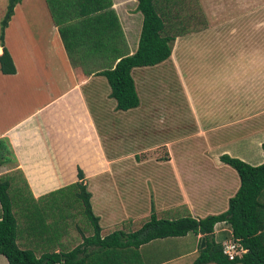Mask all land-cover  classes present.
I'll return each instance as SVG.
<instances>
[{"label": "crops", "instance_id": "0c3cea01", "mask_svg": "<svg viewBox=\"0 0 264 264\" xmlns=\"http://www.w3.org/2000/svg\"><path fill=\"white\" fill-rule=\"evenodd\" d=\"M198 1L202 3L203 0ZM211 1L214 2L209 5L204 1L202 3L206 13L212 15L214 24L212 23L211 29L224 32L227 24L218 23L223 18L218 19L219 13L215 11L217 3L215 0ZM53 2L56 3L57 24L54 22L47 0H22L14 8V14L4 31L2 43L0 39V55L5 48L15 68L14 74H3L0 71V140L9 143L14 156V159L11 157L14 166L8 171L0 164V176L12 172L18 175L19 171L25 179L24 187L29 197L33 202L39 203L43 197L46 199L60 195L64 190H68L64 188L80 182L78 173L81 171L84 177L83 184L93 194L90 199L91 206L99 218L102 236L118 230L125 233L134 232L136 231L134 227L140 223L138 226L140 229L150 215L147 213L143 219L136 216L139 204L137 193L142 192L141 183L149 179L136 175L132 169L133 176L126 182L119 183L117 168H114L112 161L106 158L108 155H105L100 144L103 133L98 123L100 122L101 126L103 123L100 107L97 106L104 98L114 107L116 102L109 97L110 88L106 79L96 73L103 71V64L109 62L115 64L120 57L132 55L136 51L142 24L141 14L136 10L137 1L110 0L109 10L114 12L118 22L117 27L113 19L108 18V22L112 24L109 25L107 21L104 24L105 29L109 30L112 27L115 31L112 50L107 44V36L99 39L95 34L92 35L94 30H101L100 26L91 28L83 24L85 17L78 16L84 11L81 10L79 1L53 0ZM217 2L220 4V1ZM7 3L8 0H0V23ZM259 25H264L262 20ZM62 27L66 28V40L71 49L69 53L59 31ZM117 34L119 36H116ZM185 37L176 38L175 44L180 39L179 42L190 45L192 42L183 40ZM197 42L198 45L206 43L209 47L214 49L221 47L223 50L219 54H212L214 51L210 50L208 53L206 51L207 54H195L192 50L190 55L175 58L171 54L166 61L155 66L163 67L166 63H171L173 65V67L170 65L171 69H174L175 76L179 77L182 94L185 93V107L182 109L184 113L180 116L181 119L191 121L194 129L191 130L190 138L181 140L194 143L206 138L208 146L197 149L195 153L199 157L204 156L208 159L227 155L251 166L260 165L263 162L261 146L264 142V39L231 40L217 38L214 34L213 37ZM96 45L101 47L96 49ZM202 58L205 59V65H202L203 60H200ZM194 75L205 77L203 80H206V83L201 80L195 82ZM133 79L137 91V82L134 77ZM190 83L198 85L202 90L206 84V101L202 106L196 104L195 94L193 95L188 87ZM140 105L141 101L135 109L116 112L120 118L126 115L125 118H128L131 112L140 109ZM173 111V108L164 109L159 116V126L165 128V120L170 121L174 118L176 126L175 123L172 125L177 132L180 129L177 123L179 116L177 111ZM188 112L194 113V118L189 116ZM96 158L103 165H97L98 168L93 171L87 169L86 165H91ZM220 168L218 170L220 175L216 180L210 178L208 174L196 180L195 172L208 173L209 168L194 166L191 162H186L185 167L178 163L170 168L176 197L171 203L167 202L164 207L162 206L161 211L165 209V214L170 215L168 218L170 220L184 215L202 219L225 212L229 199L239 189L240 180L230 166L222 167L220 164ZM184 172L190 175L188 182L183 177ZM20 185L23 186L22 183ZM163 190L166 193L171 192L166 187ZM97 198L100 199L98 202ZM261 200L264 202V193ZM177 209L181 211L177 212ZM13 214L15 216L14 211ZM15 218L16 242L20 249L31 250L37 258L46 251L57 253L53 250L54 245H48L51 237L44 235L37 238L39 236L32 227L30 229L20 227L17 217ZM78 218L81 219L80 216L74 218L76 224L79 222ZM84 222L89 225L93 234L90 224ZM79 227V225L74 229L67 227L65 233L60 235L68 238L73 231L77 234ZM83 227L88 229L87 226ZM61 230H64L63 227ZM229 231L231 232V229L228 225L217 223L214 227L215 241L218 242V235H227ZM92 234L83 233L79 236L82 239V236L89 237ZM192 237L195 238L194 243ZM200 238L201 235L191 233L178 238L191 249L181 253L171 251L170 254H166L165 250L172 248L163 244L176 243L177 238L155 240L137 250L128 248L122 251L126 255L121 261L137 262V255L143 249L160 243L159 248L162 251L152 253L151 257L162 252L161 254H166L165 259L150 264H181L189 256L192 260L183 264H191L198 255ZM81 243L74 246L72 244L67 250L58 253L69 252ZM117 252L120 251H115ZM139 259L149 264L150 259L141 258L140 254ZM0 264H8L5 257L0 256Z\"/></svg>", "mask_w": 264, "mask_h": 264}, {"label": "trees", "instance_id": "16d2710c", "mask_svg": "<svg viewBox=\"0 0 264 264\" xmlns=\"http://www.w3.org/2000/svg\"><path fill=\"white\" fill-rule=\"evenodd\" d=\"M21 1L8 0L4 17L0 23L1 43L4 31L14 14V8ZM75 1H79L81 10H84L78 15L85 17L83 24L91 28L100 26L101 30H94L92 35L95 34L99 39L107 36V44L111 48L115 40V31L112 27L109 30L105 29L104 24L106 21L109 25L112 24L108 22V18H112L117 27L118 22L114 12L109 10L110 0ZM136 1V10L142 16L136 51L132 55L120 57L115 64L113 62L103 64V71L96 73L106 79L110 88L109 97L115 100L117 111H129L139 106L140 100L132 70L161 64L171 56L172 45L176 38L198 32L207 26L206 20L201 18L198 0ZM47 2L54 22L57 24L56 3L53 0H47ZM59 31L69 53L71 49L66 40V28H59ZM96 46V49L101 47V45ZM0 71L3 74L15 73L13 62L5 48L0 55ZM3 141L0 140V164L11 162L13 156L10 146L7 144L5 147ZM261 148L263 162L258 166H251L227 155L220 157L222 163L235 170L240 180L239 189L229 199L228 209L225 212L202 219L184 215L170 220L168 213H162L158 217L152 205L150 215L142 227L130 233L118 230L102 236L99 218L92 210L91 194L83 184L84 177L79 171L80 182L64 189H77L78 192L74 196L72 194L70 198L76 200L77 215L80 216L81 212L83 213V219L90 224L93 234L89 237L82 236V243L69 252L49 253L46 251L39 258L31 250L20 249L16 242L17 222L8 191L12 187L16 189L17 184L19 189L20 183L26 186L25 179L19 171L18 183L13 176L15 172L5 174L0 177V256L5 257L8 264H104L105 260H108L110 264H131L133 260L121 261L126 255L122 251L128 248L137 250L155 240L178 239L191 233L201 235L198 243L199 253L191 264H264V202L261 201L264 193V142ZM68 190H64L63 193ZM46 199L43 197L40 201ZM30 200L33 202L31 197ZM217 223H224L231 229L229 236L225 235L223 238L227 240L230 237V240L224 243L238 241L237 244H240L246 253L235 256L232 260L223 254V244L214 239V227ZM117 250L120 252L115 253Z\"/></svg>", "mask_w": 264, "mask_h": 264}, {"label": "rangeland", "instance_id": "374dc122", "mask_svg": "<svg viewBox=\"0 0 264 264\" xmlns=\"http://www.w3.org/2000/svg\"><path fill=\"white\" fill-rule=\"evenodd\" d=\"M203 1L208 5L214 2L211 0L209 2L207 0ZM203 1L202 3H204ZM215 1V3H217L215 11L219 13L218 19L223 18L222 21L218 23L222 25L227 24L225 25L226 31L222 32L218 29H211L212 23L214 24V22H212V15L206 13L202 3L198 1V6L201 10V18L206 20L207 26L203 30L186 35L187 37L183 40H187L188 43L191 41L192 43L190 45L179 42L180 39L177 41V44L174 42L172 45V56L174 58L185 54L190 55L192 50H194L193 52L195 54H207L209 50L214 51L212 54L221 53V50H223L221 47H215L214 49L207 46L206 43H200L201 46L198 45L199 43L197 41L213 37L214 34L217 35V38L231 40L238 38L264 39V37H262L264 34V25H259L260 20L264 23V0ZM217 1H220V4ZM195 16L197 17V15ZM210 29L212 33L209 31ZM226 53L228 54V52ZM200 60H203L202 65L206 64L205 59L202 58ZM170 65L172 64L166 63L163 67L132 70V75L137 82V91L139 98H141V105L140 109L130 113V117H128L129 120L125 118L127 115L125 117L122 115L123 118H120L119 113L116 112V106L114 107L110 102L106 101L105 98L102 103H99L97 106L100 107L101 123H103V126H101L102 124L100 125V122L98 123V127H102L101 130L103 133L100 144L105 155H108L106 158L112 161L114 168H117L116 172L119 183L126 182L129 177L133 176L134 172L132 174V169H134L133 171H135L136 175L139 174L141 177L149 179V181L141 183L140 187L144 194L140 191L137 193V201L139 204L136 209V216L142 219L147 213L150 214L152 205L159 216L162 215V212L165 214V209L161 211V207H164L167 202L171 203V201L175 199L176 189L172 181L173 174L169 171L170 168L178 165V163L180 166L185 167L186 162H191L194 166L197 165L209 168L208 173L201 171L195 172L194 175L196 180L200 177L203 178L207 174L210 178L216 180L220 175L218 174V172H220L218 170L221 169L220 164L222 167L225 166V164L220 161V157L213 156L207 159L202 155V157H199L195 154L197 149L208 146L206 138L195 141L194 143L181 140L190 138V133L191 130L194 129V126L191 121L181 119L180 114L184 113L182 109L185 107V93L184 95L182 94V88L178 81L179 77L175 76L174 69H171L173 65L172 67ZM193 77L195 82L201 80L206 83V80H203L205 77H201V75H194ZM184 86L185 85H183V88ZM188 87L192 94H195L196 104L202 106V103L206 101V84L203 90L196 84L195 86L192 85V83H190ZM165 108H173V112L177 111V116H179L177 117V123L180 128L177 132L174 131V126L172 125L175 123L174 118L170 121L165 120V128L159 126V116L164 112ZM188 113H190L189 116L194 118V113ZM141 114L145 116L142 117ZM97 120L100 121L99 118ZM179 141L183 142L180 143ZM3 144L5 147L7 144L9 145L7 141H3ZM193 153L195 155H193ZM12 163L11 161L3 164V167L8 171V169L14 166ZM97 165L102 166L103 163L100 164L99 160L96 158L91 165L87 164L86 167L93 171L98 168ZM3 176L4 175L0 177ZM13 176L18 183L17 175L13 174ZM183 177L186 181L187 179L190 180V175H188L187 172H184ZM164 187L171 192L166 193V191L163 190ZM70 190L61 195L48 197L49 199L40 201L39 203H33L30 200L24 186L20 185L17 190L12 187L8 191L13 207L12 209L18 220V225L24 229H30L32 227L36 235L39 236L37 238H41L44 235L51 237L48 241V245H54L53 250L57 253L58 251L67 250L72 244L74 246L81 243L83 238L81 239L79 235H83V233L92 234L89 225L84 222L86 220L83 219L84 215L81 212V219L78 218L79 222H77L80 226L78 228L80 233L78 231L76 234V232L73 231L74 233H72L70 237H61L60 234L65 233V228H75L76 221L74 218L78 216L77 208H75L77 202L70 198L72 194L74 196L78 191L74 188ZM88 192L93 195L91 191ZM99 200L100 199L97 198L96 202ZM156 207L158 209H155ZM176 211L180 212L181 209H177ZM140 225L139 223V225L135 226L134 230H137ZM83 226H87L88 229ZM62 227L64 230L60 231ZM58 230L60 232H58ZM226 234L229 236L230 231ZM223 238H225V235L220 234L217 236V241L223 244L224 241L230 240V237L227 240H223ZM194 240L195 238L192 237V243H194ZM184 244H182L181 239H178L176 243L169 244L168 242L163 245H169V248H172L165 250V252H167L166 254H170L171 251L180 253L188 252L191 248L189 245ZM159 247L160 243H154L151 247L143 249L139 254L141 258L150 259L148 261L149 264L163 261L165 259L164 255L166 254H161L162 252L151 257L152 253L162 251ZM162 248L165 249L164 246H162ZM198 253L199 248H197V254ZM139 254L137 255V262L133 260L131 264L135 262V264H145L143 259H139ZM191 260L192 257L189 256L185 258L181 264L184 262L188 263V261L190 262ZM104 264L110 263L108 260H105Z\"/></svg>", "mask_w": 264, "mask_h": 264}, {"label": "built area", "instance_id": "2783aa9c", "mask_svg": "<svg viewBox=\"0 0 264 264\" xmlns=\"http://www.w3.org/2000/svg\"><path fill=\"white\" fill-rule=\"evenodd\" d=\"M238 241H230L223 243V254L227 256L230 260L234 259L235 256H240L246 253V250L242 248Z\"/></svg>", "mask_w": 264, "mask_h": 264}]
</instances>
